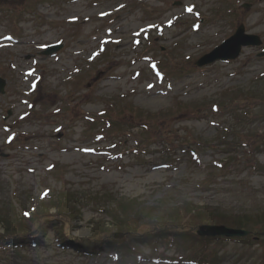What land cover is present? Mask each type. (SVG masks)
I'll use <instances>...</instances> for the list:
<instances>
[{"label": "rangeland", "instance_id": "rangeland-1", "mask_svg": "<svg viewBox=\"0 0 264 264\" xmlns=\"http://www.w3.org/2000/svg\"><path fill=\"white\" fill-rule=\"evenodd\" d=\"M71 1L0 0V264H264V0ZM240 24L261 46L197 66Z\"/></svg>", "mask_w": 264, "mask_h": 264}, {"label": "water", "instance_id": "water-1", "mask_svg": "<svg viewBox=\"0 0 264 264\" xmlns=\"http://www.w3.org/2000/svg\"><path fill=\"white\" fill-rule=\"evenodd\" d=\"M260 44V39L254 35L244 34V28L240 25L235 34L224 41L221 45L215 48L212 52L205 55L198 61L199 64L212 63L216 60H231L235 59L240 52L242 46H256ZM59 47H51L49 50H57ZM263 54V53H262ZM4 81L0 79V92H2ZM197 233L201 236H222V237H244L248 235V232L245 230L231 229L225 226H204L200 227ZM117 237H121V234H117Z\"/></svg>", "mask_w": 264, "mask_h": 264}, {"label": "trees", "instance_id": "trees-1", "mask_svg": "<svg viewBox=\"0 0 264 264\" xmlns=\"http://www.w3.org/2000/svg\"><path fill=\"white\" fill-rule=\"evenodd\" d=\"M245 97V96H244ZM243 97V98H244ZM235 98H237V100L238 101H240V99L242 100L243 98H240L239 96L238 97H233V99H235ZM44 213L43 212H39L38 213V215L39 216H42ZM36 220L37 222H38V220H39V218L38 217H35V215H33L32 216V218L30 219V220H27L26 222H29V226H31L33 229H34V227H33V225H31L32 223H30V221L32 222L33 220ZM162 219V218H161ZM0 220H2V219H0ZM149 220H150V218H149ZM134 221V222H133ZM136 220H131V221H128V222H124V223H121L120 225H117V227L115 228V230H117V231H119V232H122V233H133L132 231H135L136 229H132V227L134 226V224L136 223L135 222ZM22 223V226L21 225H18V224H14L13 226H10L11 224L10 223H8L7 225V227H6V229H5V231L2 233V234H0V238H14V236H16V237H22L23 235V233L22 232H27V231H29L28 229H23L24 227H25V223H24V221L23 222H21ZM154 226V228H153V231H151L150 233H148V236L146 237V239H144V240H148V238H150V239H152L153 237H155V236H157L156 234L157 233H160L162 230H163V227H165L166 226V224H164V223H161V224H159V225H156V224H154L153 225ZM161 226V227H160ZM185 228L186 229H189L188 227H186L185 226ZM15 229V230H14ZM19 230V231H18ZM157 230H159V231H157ZM13 232H14V234H13ZM103 233H105L106 234V231H103V230H98V231H95V234H96V236H98V235H103V236H105V234H103ZM145 234V233H144ZM144 234L142 235V234H135L133 237H131L129 240H127V239H125L126 241H116V240H113V242L112 243H105V241H103L102 243H99V245H102V246H104V248L106 249V250H113V251H115V250H118L119 248H116V247H114V245H119V243H125V242H127L128 243V245H130V244H132L133 242H141V240H143L141 237L142 236H144ZM14 235V236H13ZM27 235H32V236H34L32 233L30 234V233H28ZM137 235H140L139 237H137V238H134L135 236H137ZM160 235H158V237H159ZM60 239L61 240H66V239H68V238H70L69 237V235H64V234H62V235H60ZM105 238H107V237H105ZM112 238H113V234H112ZM98 239H103V238H93L92 240H91V242H93V243H98ZM107 239H110V238H107ZM114 239V238H113ZM205 240V239H204ZM143 242V241H142Z\"/></svg>", "mask_w": 264, "mask_h": 264}, {"label": "bare ground", "instance_id": "bare-ground-1", "mask_svg": "<svg viewBox=\"0 0 264 264\" xmlns=\"http://www.w3.org/2000/svg\"><path fill=\"white\" fill-rule=\"evenodd\" d=\"M73 4H77V3H79V0H74V1H71ZM103 12H105V13H103ZM99 13V15H98V19L99 20H103V19H105V18H107V17H109V16H111V15H113L114 13L113 12H108V10H104V11H100V12H98ZM93 15V14H92ZM85 21H86V17H85V20H83L82 21V23H85Z\"/></svg>", "mask_w": 264, "mask_h": 264}, {"label": "snow or ice", "instance_id": "snow-or-ice-1", "mask_svg": "<svg viewBox=\"0 0 264 264\" xmlns=\"http://www.w3.org/2000/svg\"><path fill=\"white\" fill-rule=\"evenodd\" d=\"M187 11H192V9L191 8H188V9H186ZM26 215H27V213H26Z\"/></svg>", "mask_w": 264, "mask_h": 264}]
</instances>
